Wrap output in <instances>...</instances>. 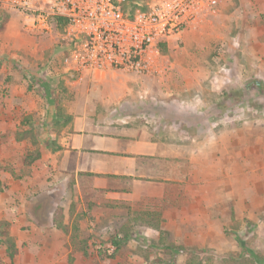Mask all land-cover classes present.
<instances>
[{"label":"rangeland","instance_id":"obj_1","mask_svg":"<svg viewBox=\"0 0 264 264\" xmlns=\"http://www.w3.org/2000/svg\"><path fill=\"white\" fill-rule=\"evenodd\" d=\"M154 1L125 5L142 9ZM219 4L216 14L160 48L149 72L99 75L74 68L66 27L32 30L28 19L0 10L9 17L0 31V264H189L191 254L201 264H264V0ZM99 84L107 86L105 98L117 95L111 111L139 112L152 127L168 114L165 134L197 150L200 177L214 179L201 181L205 197L223 193L198 214L203 227L171 229L161 239L160 230L131 222L143 211L163 222L156 205L135 200L100 212L80 197L71 175L53 168L69 120L58 116L59 107L69 115ZM208 157L215 168L202 163ZM194 165L182 169L193 172ZM62 207L69 231L53 221ZM129 222L131 235L120 234L125 240L116 249L111 238ZM74 225L83 249L72 245Z\"/></svg>","mask_w":264,"mask_h":264},{"label":"crops","instance_id":"obj_2","mask_svg":"<svg viewBox=\"0 0 264 264\" xmlns=\"http://www.w3.org/2000/svg\"><path fill=\"white\" fill-rule=\"evenodd\" d=\"M18 14L20 19H25ZM96 84L93 81V85ZM106 89L105 84L92 88L95 99L80 101L68 111L70 117L67 116L69 120L60 129L53 168L71 175V182L78 187L80 197H86L100 212L142 200L145 204L156 205L162 213L164 237L171 229L177 233L176 229L187 231L203 227L204 219L200 221L198 214L205 215L223 193L218 192L216 198L205 197L207 193L201 181L205 180L207 184L208 180L214 179L200 177L202 174L198 167L195 168L199 162L197 150L184 148L174 136L165 134L168 114V117L162 115L161 123L152 127L139 112L129 110L119 114L117 110L111 111V100L117 95L105 98ZM160 112L164 114L165 110ZM183 131L188 133L187 127ZM191 152L195 155L192 158ZM203 153H206L204 149L201 155ZM208 159L213 158L203 159L202 163L215 168ZM191 162L195 164L193 172L185 173L182 164L191 168ZM64 209H61L63 221L69 225ZM97 219L101 221L100 217ZM147 229L153 228L148 226Z\"/></svg>","mask_w":264,"mask_h":264},{"label":"built area","instance_id":"obj_3","mask_svg":"<svg viewBox=\"0 0 264 264\" xmlns=\"http://www.w3.org/2000/svg\"><path fill=\"white\" fill-rule=\"evenodd\" d=\"M126 0H0V10L16 12L36 31L68 19L74 41L72 63L81 73L149 72L163 43L216 14L221 0H157L125 12Z\"/></svg>","mask_w":264,"mask_h":264},{"label":"trees","instance_id":"obj_4","mask_svg":"<svg viewBox=\"0 0 264 264\" xmlns=\"http://www.w3.org/2000/svg\"><path fill=\"white\" fill-rule=\"evenodd\" d=\"M130 4H131V2H129L128 5L124 4V9H125V12L132 14L137 9L136 8L137 6L133 5V7H129L128 8L127 6H129ZM147 6L148 5H146L145 7H142V9H145ZM7 15L8 14H6L4 12H0V30L4 29V25H5V23L8 20ZM53 23L56 24L57 28H61V30H64V28L66 27V25L68 23V19L64 18V17H59V18H56ZM162 49L163 50L167 49V44L166 43H163ZM58 116L60 118H62V117H67L68 115L64 116L62 110L59 107ZM68 117H70V115ZM39 156H40V153H37L36 157H39ZM62 214H63V212H62L61 208H59L58 212L56 213V216H55V223L59 227H62L65 231H69V225H66L64 223ZM139 220H142L144 223L154 227L155 229L160 230L161 239L164 238L163 234H164L165 231L161 227L162 218L159 215V213L143 211V212L139 213V215L133 216L132 219H131V222L132 221H139ZM131 222H129V224L123 225L121 227V229L118 231V233L116 234V236H113L111 238V242L113 243V245L115 246L116 249H118L120 247V244L125 240L123 236L119 237L120 234H124L126 237H129L131 235V233H130V230H131L130 223ZM78 232H79V227L77 225L76 226L74 225L73 226V231H72V233L70 235V239H71L72 245H73V247L75 249H83V248H85L84 247L85 245L84 246L83 245L80 246V243H83L85 241L83 239H80ZM8 243H10V245H11V246H9V254L13 258L16 255V253H17V247H16V244H15L14 237H9ZM195 255L196 254H194V255L191 254V256L188 259V263L189 264H201L203 259L198 260ZM254 258L256 260L258 257L255 255ZM73 259H74L73 256H71V260H73ZM260 259L261 258L259 257V260ZM206 264H211L210 260L208 258L206 259Z\"/></svg>","mask_w":264,"mask_h":264}]
</instances>
